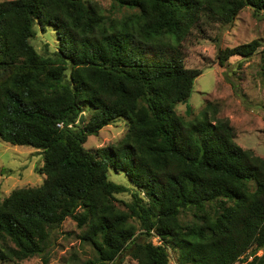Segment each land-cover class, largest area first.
Returning <instances> with one entry per match:
<instances>
[{
    "label": "trees",
    "instance_id": "16d2710c",
    "mask_svg": "<svg viewBox=\"0 0 264 264\" xmlns=\"http://www.w3.org/2000/svg\"><path fill=\"white\" fill-rule=\"evenodd\" d=\"M111 1L109 14L99 0L0 2V138L41 150L46 175L0 203V261L47 263L55 230L71 217L96 252L81 264H172L170 246L177 264H264V158L237 143L218 102L189 117L203 71L184 64L194 28L232 23L247 6L264 16V0ZM37 27L54 28L55 51L32 44ZM259 47L221 49L218 61ZM119 118L129 129L117 144L86 149ZM111 167L134 189L111 181ZM129 190L121 209L116 194Z\"/></svg>",
    "mask_w": 264,
    "mask_h": 264
},
{
    "label": "rangeland",
    "instance_id": "374dc122",
    "mask_svg": "<svg viewBox=\"0 0 264 264\" xmlns=\"http://www.w3.org/2000/svg\"><path fill=\"white\" fill-rule=\"evenodd\" d=\"M3 1L5 0H0ZM99 1L109 14L112 11V1ZM124 11L114 12L113 15L121 16ZM255 40L260 43V47L250 57L234 55L224 64L218 61L219 50ZM32 44L40 53L48 54L58 48L59 40L53 27L46 30L37 27V35ZM262 49L264 16L247 6L232 23L216 22L203 30L194 28L184 44V64L186 68L203 71L195 80L192 95L187 102L194 111L189 117L199 115L207 101L218 102V116L230 120L235 127L237 143L264 158V83L260 75ZM187 103L178 104L179 113L186 115ZM85 117H90L88 110ZM128 129V121L119 118L102 128L97 135L88 136L84 146L89 151L98 153L101 148L108 149L117 144L127 134ZM107 151L111 154L110 150ZM43 164L41 150L27 145H13L0 138V203L14 189L41 186L46 175L39 173L38 168ZM108 176L111 181L134 189L125 173H118L111 167ZM131 199V190L116 194V204L121 209H124L125 203ZM185 219L191 220L192 216L187 214ZM136 224L138 225L137 222ZM84 229L85 227L78 226L76 220L68 217L53 234V245L47 263L41 256L35 255L21 261H0V264H81L96 257L95 248L80 237ZM152 241L155 244L161 242L157 236L153 237ZM254 249L255 247L249 248L245 254L252 256ZM169 251L171 263L177 264L178 253L172 246ZM262 252L258 251L260 254ZM135 263L136 260L131 257L125 258L124 264Z\"/></svg>",
    "mask_w": 264,
    "mask_h": 264
},
{
    "label": "built area",
    "instance_id": "2783aa9c",
    "mask_svg": "<svg viewBox=\"0 0 264 264\" xmlns=\"http://www.w3.org/2000/svg\"><path fill=\"white\" fill-rule=\"evenodd\" d=\"M241 258H243V257H241ZM237 264H246V262H238Z\"/></svg>",
    "mask_w": 264,
    "mask_h": 264
}]
</instances>
